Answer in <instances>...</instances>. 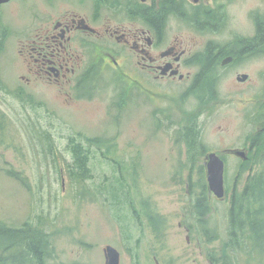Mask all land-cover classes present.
<instances>
[{"label":"rangeland","instance_id":"1","mask_svg":"<svg viewBox=\"0 0 264 264\" xmlns=\"http://www.w3.org/2000/svg\"><path fill=\"white\" fill-rule=\"evenodd\" d=\"M96 1L0 4V226L46 231L51 264H106L107 246L119 264H211L208 255L227 237L233 196L264 169V53L253 48L218 64L215 81H148L151 96L127 91L108 73L93 100L69 102L57 87L26 84L19 49L27 29L68 10L90 13ZM150 1L114 0L111 12L125 22L121 5L140 12ZM201 7L222 13V24L201 32L172 24L165 42L196 39L214 49L235 40L236 49L247 48L255 17L264 19V0ZM212 152L225 162L222 198L208 187L203 198Z\"/></svg>","mask_w":264,"mask_h":264},{"label":"flooded vegetation","instance_id":"2","mask_svg":"<svg viewBox=\"0 0 264 264\" xmlns=\"http://www.w3.org/2000/svg\"><path fill=\"white\" fill-rule=\"evenodd\" d=\"M98 1L90 7V13L68 10L27 29L19 49L28 74L22 76L26 84L39 81L57 87L69 102L77 97L93 100V91L108 73L109 80L127 91L151 96L156 93L146 86L148 81H215L211 73L218 64L224 67L253 48L260 47V53H264V19L257 17L253 36L242 40L248 49H236L235 40L226 47L215 45L214 49H207L208 44L203 49L196 39L165 42L167 27L172 24L198 32L203 27L212 30L221 25L222 13L213 14L201 7L212 0H178V4L173 0L171 5L170 0H151L144 12L128 3L121 5L127 10L125 22L114 18L111 10L118 6L112 3L114 0ZM185 6L188 13L182 12L186 11ZM142 14L145 25L139 26ZM258 27L263 28L261 37L256 35ZM251 38L259 40L252 43ZM227 58L229 62L222 64ZM188 66L197 67L198 71L193 74Z\"/></svg>","mask_w":264,"mask_h":264},{"label":"trees","instance_id":"3","mask_svg":"<svg viewBox=\"0 0 264 264\" xmlns=\"http://www.w3.org/2000/svg\"><path fill=\"white\" fill-rule=\"evenodd\" d=\"M165 1L169 0L161 2ZM257 174L233 196L236 207L232 205L229 211L227 237L219 253L215 249L208 255L211 264H264V169ZM202 189L206 198L205 183ZM50 246L49 234L37 226H0V264H51Z\"/></svg>","mask_w":264,"mask_h":264},{"label":"water","instance_id":"4","mask_svg":"<svg viewBox=\"0 0 264 264\" xmlns=\"http://www.w3.org/2000/svg\"><path fill=\"white\" fill-rule=\"evenodd\" d=\"M10 0H0V4L9 2ZM229 58L224 59L222 64L229 62ZM247 78L246 74H242L238 77V80L243 81ZM237 155L244 156L243 152L237 151ZM247 156V155H246ZM206 181L209 192L214 194L217 198H222L225 195V184H224V172L225 162L224 160L215 154L214 152L209 153L208 161L206 163ZM106 264H119V252L111 247L107 246L104 248Z\"/></svg>","mask_w":264,"mask_h":264}]
</instances>
